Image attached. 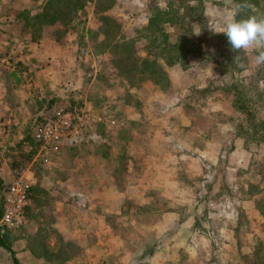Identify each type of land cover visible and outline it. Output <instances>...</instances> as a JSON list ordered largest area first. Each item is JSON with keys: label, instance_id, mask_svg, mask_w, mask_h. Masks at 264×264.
I'll list each match as a JSON object with an SVG mask.
<instances>
[{"label": "crops", "instance_id": "1", "mask_svg": "<svg viewBox=\"0 0 264 264\" xmlns=\"http://www.w3.org/2000/svg\"><path fill=\"white\" fill-rule=\"evenodd\" d=\"M128 2L122 0L121 16ZM0 36V182L7 187L16 177L27 180L30 209L47 214L48 227L65 246L48 241L49 255L63 259L50 261L30 248L31 230L20 233L9 247L21 264H225L234 257L224 244L230 235L223 229L213 235L206 227L210 181L200 170L216 163V146L206 139L197 148L195 138L184 147L173 145V126L162 123L161 109H146L150 117L138 128L127 123L124 129L132 139L101 138L94 128L100 129L91 127L75 143L63 142L41 174L32 169L34 157L12 167L33 150L25 142L32 114L48 107V97H43L48 44L20 47L19 62L9 67L6 78L7 57L1 50L9 42ZM52 47L59 48L57 43ZM43 100L45 106H40ZM37 102L40 107L33 108ZM79 104L94 108L83 98ZM125 107L128 121L139 116ZM123 127L118 122L112 135H120ZM192 182L198 190L190 187ZM226 208L218 206L217 215L223 217ZM211 242L220 244L219 250H210ZM0 264H12L3 249Z\"/></svg>", "mask_w": 264, "mask_h": 264}, {"label": "rangeland", "instance_id": "2", "mask_svg": "<svg viewBox=\"0 0 264 264\" xmlns=\"http://www.w3.org/2000/svg\"><path fill=\"white\" fill-rule=\"evenodd\" d=\"M127 1L129 2L125 4L123 16L118 14L119 10L123 12L122 0H113L112 7L102 13L97 11L94 3H87L78 12L77 20L83 22L85 28L99 33L107 26L104 27L98 16H106L114 22L112 27L115 28V30L107 31L112 32L114 36L133 40L135 48L139 49L150 37L145 38L143 30L134 29L142 27L147 17L157 11L154 8L161 6V0ZM39 2L40 0H0V35H5L3 41L9 42L1 50V53L7 57V64L3 65L5 67L3 73L6 78L9 77V67L16 68V64L19 62L18 56L20 55L18 54L22 50L20 47L27 48L32 43L36 45L48 44V63H46V66H48V88H46L47 91L43 90V97H48V107L45 106L43 100V104H40V106L43 105L46 109L40 112L35 111L32 114L25 132V136L28 137L27 142H31L29 137H32L35 126L52 109L67 107L68 104H76L80 101V98H83L85 102L96 109L100 107L107 108L113 113L117 124L120 122L124 125L123 129L127 126V123H131L132 127L137 128L141 124H145L146 118L150 117V114L145 115L146 109L151 112L152 109L160 110L162 108L167 111V119H162V123L172 124L173 126L170 133V136L173 137V145L184 147L185 143L190 144L193 136L191 137L189 133H192L196 137L199 135L201 137L198 138L200 141L210 139V142L216 146L214 149V153H218L216 163L210 165V167H202L200 170L207 176L206 179L209 178L208 181H210L209 212L205 216L206 227L209 226L208 228H211L213 233L219 234L220 229H224L225 232H228V235H232L233 225L238 223L237 235L240 237L239 245L242 247L239 256L245 254V252L247 253L246 247L248 245L252 247L256 240L254 238L252 243L247 244L249 240H252L250 233H248V227L254 226L256 228L255 237L262 236L264 238L263 220L260 213L255 210V200L264 195L262 193L264 190V145H256L255 138L248 140L246 148L251 154L249 155L242 152L241 143L243 142L233 140L232 131L236 130V126L244 128L249 125L250 127L252 121L248 123L243 114L235 110L234 104L230 102V97L218 90V88L222 89L221 83L218 82L221 72L218 65L226 66L228 70L230 65L227 67L225 62L220 59L215 47L219 44L218 41L215 39L210 41V38L219 35L212 31L215 23L214 18L233 5L230 2L221 3L217 0H203V11L207 16L206 21L209 22L206 24L207 30L205 31L209 33V36L205 37L206 41L201 35L199 36L201 43L198 45V51L201 57H198L196 53H190L195 47L181 44L180 46L185 49L191 48V51H187V54L180 53L178 62L166 71L165 78H167V81L162 80L158 86H152L147 81H142L138 75H127L114 71L111 66L104 63L108 58L105 53L94 55V52L98 50L97 42L99 38H102L100 35L99 37L96 36L98 39L88 36L81 37L79 31H77L78 27L72 29L70 26L64 29V32L59 31L57 34H54V32L57 29L60 30L58 25L42 27L37 32L22 28V21L14 16L15 12L18 10H33ZM185 28L188 29V26ZM191 29V33L196 36V33H198L196 26L193 25ZM165 31L179 35L186 30L173 28ZM147 35L149 36L150 33ZM174 39L170 38L168 41L172 43ZM56 43L59 48L52 47ZM192 44L194 45V42ZM254 55L246 54L247 60L239 61V65H237L255 70L257 63ZM35 61V64L39 62L38 60ZM231 74L232 77L221 76V80L226 82L225 84H228L231 89L235 88L239 94L245 92L248 96L250 92L245 91V89L249 86L250 79L246 78V73L242 71ZM258 80L259 77L253 81L257 84ZM259 85L260 83H258ZM201 89H204L205 93L196 94V91ZM242 97H245V95ZM53 100H55V104L51 103ZM60 100L63 102H59ZM124 105L138 112L139 116L134 117L135 120L128 121L125 119L126 107ZM246 105L247 110L252 112L254 124L260 122L262 119L260 115L264 113H259L260 110L255 106L248 105V103ZM40 106L37 102L33 105V108ZM153 113L156 114V111ZM93 127L100 129L99 132L98 129L94 128V130H97V132L95 131L96 134L101 138L109 139L119 136L117 134L112 135L115 128L111 133H105L102 125L98 124ZM254 128L259 131L258 125H255ZM138 132L136 131V134ZM121 134L128 136L125 129L121 131ZM200 141L199 146L194 144L195 147H201ZM69 142L73 144L72 142L75 141H68L64 144H69ZM230 142L233 145L231 149ZM62 146L63 144L60 145L58 150H62ZM14 151L15 154H19L18 148H14ZM46 165L37 159L34 161L32 169L38 175L41 174ZM223 167L226 170L225 174L221 172ZM190 187L198 190L199 185L192 182ZM1 196L2 194H0V201ZM218 206L219 208H222V206L227 207L223 217L218 216L220 215L216 211ZM46 215L32 211L28 205L24 210L25 222L18 229L8 232L6 242L9 241L10 243L20 233L31 234L29 231L31 230L36 236L35 240L39 237L43 239L40 247L42 246L48 254V241L59 242L60 244V239L48 227L50 220ZM220 219L223 220L221 226ZM36 244H33L34 250L40 249V247L37 249L38 244ZM214 247L218 249L220 244L217 242L211 243L210 250ZM227 250H229L228 247ZM226 262H230L229 264H243L242 260L238 258H235V260L229 259Z\"/></svg>", "mask_w": 264, "mask_h": 264}, {"label": "trees", "instance_id": "3", "mask_svg": "<svg viewBox=\"0 0 264 264\" xmlns=\"http://www.w3.org/2000/svg\"><path fill=\"white\" fill-rule=\"evenodd\" d=\"M217 1L221 3L230 2L233 5L232 7L240 5V14L238 15L237 19L247 18V16L249 15H264V0ZM87 3H94L97 11H100V13H102L112 7L113 0H40L38 5L33 10H18L15 12L14 16L22 21V28L32 29L35 30V32L39 31L42 27H53L55 25H58L60 30H55L54 34H57L59 31L64 32V29L70 26L72 29L78 27L77 31H79L81 37L88 36L93 39H98L100 35V37L102 38H99L97 42L98 50L94 52V55L105 53L106 55H108V58L104 61V63L111 66L114 71L127 75H138L141 77L142 81H147L152 86H158V84L162 80L167 81V78H165L166 71L168 69H171L178 62L180 53L187 54L191 51V48L185 49L183 48V46H180L181 44L184 43L186 45H189L190 47H195V49L193 48V51L190 53H196L198 57H201V54H199L198 51V45H200L201 43L199 36L201 35L205 41V37L209 36V33L205 31L207 30L206 24H208L209 22L208 20L206 21L207 16L203 11V0H198L197 6L195 7L190 6L188 0H161V6L159 8H157L158 6L154 8L157 11L147 17V20H145L142 27L134 29L143 30L144 37H150L149 40H146L143 46L139 49L135 48V43L133 40L120 36H114L112 32H108L107 30L112 31L115 30V28L112 27L114 26V22L106 16H98V19L102 21L104 27L107 26L106 29L100 30L98 33L97 31L85 28L84 23L77 20V14ZM193 25L196 26L198 33H200L199 35L195 36L194 33H191V27ZM186 26H188V29L185 28ZM173 28L186 31L182 32L179 35H174V33L165 31L172 30ZM148 33H150L149 36L147 35ZM211 35L212 34L210 32V36ZM170 38H175L174 42H169L168 40ZM213 39L217 40L219 43L215 47L220 59L225 62L227 67L230 65L229 70L226 68V66L218 65V68L221 71L219 74L220 80H218V82L221 83L222 88H218V90L221 91L222 94H225L226 96L228 95L230 97V102L234 104L235 110L243 114L248 123L249 121H252L250 126L251 128L249 127V125L248 127L244 128H242L241 126H236V130L232 131V138L233 140H240V143L243 142L241 143L242 152L251 155L248 152V148H246L248 140H252L255 138L256 145H264V114L260 115L262 117L260 122L254 124L252 112L247 110L246 103H248V105L257 107L260 110L259 113H264V64L256 65L255 70L238 66L239 61L242 62L244 59L247 60L246 54H255L254 57H256L258 53L254 50H250V52L248 53L244 50L233 51L227 41V37L222 33L217 36H213L212 38H210V41ZM192 41L194 42L195 46L192 44ZM242 71L246 73V78L250 79L249 86L245 89V91L250 92L248 96L245 92H240L239 94L235 88L231 89L228 84H225L226 82H223V80H221V76L223 75L232 77L233 75L231 73H240ZM257 77H259V86L258 83L256 84L255 81H253ZM204 93V89L196 91V94ZM244 95L245 97H242ZM183 101L185 102L184 99ZM77 104H79V102ZM161 111H163L161 113L164 117L163 119L166 120L167 111L162 108ZM255 125H258L259 131L255 130ZM189 134L191 137L193 136V138L196 139L195 144L199 146L198 143L200 140L198 138L201 137H199V135L196 137L192 133ZM124 135L120 134L117 138L123 139L126 137ZM29 138L31 142H27L28 137H26L25 142H27V147H32L33 150L28 151L25 154H21L23 156H21L18 163H16L15 165L13 162L11 163L12 167L16 166L18 168L32 159V155L35 153L36 143L31 136ZM126 138L132 139V134L130 135V133H128V136ZM71 141H76V139ZM232 146V142H230V149L232 148ZM224 168L225 167H223L221 170L223 174H225L226 172ZM5 189L6 187H3L2 183L0 182V190H3L4 193ZM262 193H264V190L262 191ZM255 210L259 212L262 217V227L264 233V195H261L255 200ZM222 221L223 220L219 221L220 226L222 225ZM233 226L236 230L233 229L232 235H230L229 238H225L224 241V244L229 248V251L234 254V257L232 259L235 260V258H238L239 260H242L243 264H264V238H262V236L259 238L255 237L256 228H254V226L248 227V233H250L252 240H249L247 244L252 243L254 238L256 240L252 247H249V245L246 247V250H248L247 253L245 252V254H241V256H239L240 249H242L241 245H239L240 237L237 235L239 224L235 223ZM9 231L11 230H7L0 226V249L5 250L9 254L12 264H21L15 258L12 250L10 249L9 241L6 242V240H8ZM210 232L213 233V231ZM225 233L228 234V232ZM35 238L36 236L34 235L32 241L30 242V248L32 249V251H34L36 256H41L43 258L46 257V259L55 262L63 261V259L58 256L52 257L49 255V253L47 254L42 246L40 247L43 239L39 237L35 240ZM35 243L38 244H36L37 249L39 247L40 249L34 250L33 244ZM63 247L65 246L61 245V248ZM212 250L216 251L217 249L214 247V249ZM229 263L230 262H226L225 264Z\"/></svg>", "mask_w": 264, "mask_h": 264}, {"label": "built area", "instance_id": "4", "mask_svg": "<svg viewBox=\"0 0 264 264\" xmlns=\"http://www.w3.org/2000/svg\"><path fill=\"white\" fill-rule=\"evenodd\" d=\"M102 125L105 133L117 127V121L107 108H92L83 104H68L52 109L35 126L32 138L36 143L34 158L44 164L50 156L59 153L63 142L75 140L95 125ZM30 183L16 177L7 185L0 203V226L16 230L24 222V210L28 206Z\"/></svg>", "mask_w": 264, "mask_h": 264}, {"label": "clouds", "instance_id": "5", "mask_svg": "<svg viewBox=\"0 0 264 264\" xmlns=\"http://www.w3.org/2000/svg\"><path fill=\"white\" fill-rule=\"evenodd\" d=\"M197 2L198 0H188L192 7L197 6ZM240 9V5L226 8L214 18L212 31L224 34L233 51H256L257 65L264 64V15H249L247 18L237 19Z\"/></svg>", "mask_w": 264, "mask_h": 264}]
</instances>
